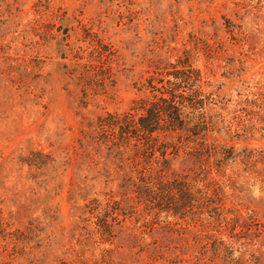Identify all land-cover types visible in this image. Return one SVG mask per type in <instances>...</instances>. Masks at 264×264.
<instances>
[{"label":"rangeland","instance_id":"obj_1","mask_svg":"<svg viewBox=\"0 0 264 264\" xmlns=\"http://www.w3.org/2000/svg\"><path fill=\"white\" fill-rule=\"evenodd\" d=\"M180 62L207 130L107 139ZM0 264H264V0H0Z\"/></svg>","mask_w":264,"mask_h":264},{"label":"trees","instance_id":"obj_2","mask_svg":"<svg viewBox=\"0 0 264 264\" xmlns=\"http://www.w3.org/2000/svg\"><path fill=\"white\" fill-rule=\"evenodd\" d=\"M158 85L150 83L153 98L140 101L138 108L120 117L108 115L103 121L106 138L115 143L127 140L149 141L160 134L182 131L186 127V117H191L193 126L189 132L199 136L208 127L206 119V101L203 96L202 73L189 63L180 62ZM209 107L212 105L208 98ZM133 112L141 113L140 115ZM186 183L174 182L162 188H149L148 197L154 200L159 210L179 216L183 203L188 196ZM206 194V193H202ZM161 195V197H159ZM165 201L160 204L158 199ZM154 203V204H155ZM215 216H221L219 214Z\"/></svg>","mask_w":264,"mask_h":264}]
</instances>
